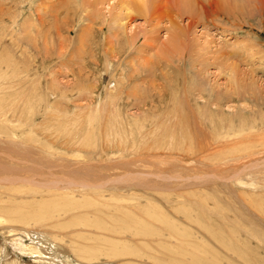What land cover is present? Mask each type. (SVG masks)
<instances>
[{"label": "rangeland", "instance_id": "374dc122", "mask_svg": "<svg viewBox=\"0 0 264 264\" xmlns=\"http://www.w3.org/2000/svg\"><path fill=\"white\" fill-rule=\"evenodd\" d=\"M52 1L51 4L49 3L50 0H0V85L2 87L6 85L0 91V117L9 116L10 113L12 114L19 108L20 111L17 115L20 113L25 126L22 128L19 125L15 127L18 128L16 131H19V133L25 131L23 139L28 144H35L32 141L34 136L27 134L29 131L28 124L35 121H44L39 127L41 131L39 133L41 134H37V138L46 141L54 137V140H52L57 141V145L64 144L63 142L70 138L73 139L74 143L77 142L75 144L84 141V146L80 148L85 150L83 151L85 159L73 156L75 152L73 153L71 150L70 156L56 153L54 159L46 158L44 160L37 155V161L31 159L35 155L33 151L32 153L27 152L22 150V147H20V151L15 147L18 151L17 155H20V157L15 155L11 158L9 155L1 153L0 166L8 174L0 172V179L5 182L1 183H4V185H0V202H2L0 203V264H264V177L259 184L262 187L255 190L250 186L246 189L241 184L247 190L246 192L238 187L239 183H235L237 186L235 192V188L231 183L234 171L231 169L232 160L225 151L227 147L220 149L222 155H215L214 159H202V156L194 158L190 154V157L183 156L190 160H181L179 158L180 154L191 150L196 152L200 149L202 143L197 144L192 140V144H189L178 139L172 144L168 139L170 133H174L177 138L182 134L190 136L191 134L187 133V129L192 124V118L202 117L204 112L206 115H210L207 109L196 111L194 108L190 114V107H187V103L183 102V94L190 93V90L195 94H199L197 90L193 89L194 87L204 85L209 90L208 87L210 86H218L219 88H215L217 90L216 94L223 100L222 106L224 107L222 110L227 109L226 112L230 116L244 114L249 118L248 120H253L254 112L260 118L264 115V57L262 56L264 55V27L257 23L260 18L255 19L252 16L250 24L245 23L240 16H237L238 19L234 20L237 17L231 13L228 14L231 18L227 14H220V17L215 16L207 20L206 18L209 16L202 9L208 7V10H210V6L205 4L203 8L201 6L197 7L198 12L196 11L193 14L198 16L199 21L202 18L200 22L204 21V23L197 22L192 30L187 29V15L183 16L182 19H176L180 21V26L185 29L184 36L181 38L184 61L183 64H179L180 69L175 66V75L171 73V76L176 77L175 82L180 85V90L185 88L184 91L181 90L178 101L166 98V88H163L155 91L154 97L159 99L152 98L149 93L145 105L140 107L135 106L140 99L130 98L131 100H128L126 95L120 96L118 93L119 96L112 104L113 106L105 104L102 106L103 109H97V105L105 98L104 87H109V83H114L117 79V82L122 81V79L120 81V75L122 74L120 68L114 64V70L117 68L118 72L117 75L116 73L111 75V71L104 64L103 54L99 59V66L93 62L86 64L84 60L82 64L84 67L81 69L91 71V76H87V73L83 71V75L86 76L84 82L89 78V81L96 85L95 91L92 94L91 92H73L71 88L74 86L75 79L72 73H68L64 77H60L62 84L69 86L67 90L69 94L65 97L62 91L54 88L55 84L52 81V74L55 69L65 70V66L56 67L59 63L57 64V61L52 58V54L55 55L54 51L47 54L45 39L39 38V32L37 33L35 46L21 39L28 28V24L35 22V17L31 16L32 14L37 15L41 10V15L43 14L45 18L46 13L49 12V6L56 5L60 7L63 4L60 7L62 8L61 11L60 8L55 6L54 14L49 15L51 19L49 18L45 22L47 24H44L43 29L44 32L52 27L50 31H45L46 35L50 33L49 36L57 37L59 35L56 30L57 24L59 23L58 28L63 29L64 24L69 22H63L62 14H60L62 10L66 11V8L72 6V3L81 5L85 2L87 6L86 0H61L62 2L59 4H55L57 0ZM115 2L116 0H111L109 3L99 6L98 8H101V10H97V8L95 12L98 13V16L104 18L108 15L106 17L108 18L110 17L109 7ZM216 8L214 7L213 10ZM249 10L250 8L246 6V13H250ZM68 14L69 16L73 15L72 11ZM85 16V12L80 13L75 22V28L78 31ZM144 18L136 17L133 22L129 23L128 28L133 31L137 29V26L145 31L149 30V27L146 29L148 24L145 23ZM244 23L247 25L245 26ZM168 26L169 23L166 16H164L158 25V37L161 41H165L169 36L166 30ZM94 27L96 28L97 25ZM107 29L108 27L105 25V34L108 32ZM77 30L72 32L71 38L73 40L76 38ZM128 33L131 34L130 30H128ZM11 39L19 42L23 40V46H27L28 51L30 50L29 53L26 52V55H32L33 57H29L32 59L24 58L27 57L26 55L22 58L17 57L19 60L16 56L14 59L10 58V47L8 50L5 44L3 46L1 44L5 41L11 46ZM206 40L210 41V48L214 46L213 48L219 51V54L225 57L229 56V63L238 64L240 72L253 71L250 74L253 80L250 82L251 87H246L245 99L236 98L238 91L228 87L227 82L231 73L226 71V66L217 68L214 65L210 67V70L208 69L207 74H205V78L209 75V80L201 77L203 75H198L195 79V86L191 88L194 79H190V72L194 77L197 72L190 69L189 61L193 60L194 64H191V66L196 67L195 69L199 68L198 63H195L202 47L199 44ZM141 41L143 40L141 39ZM161 41L158 43L159 46H161ZM94 45L93 43L92 46ZM247 45L249 50H245ZM160 49H157L158 53ZM172 49L177 51L178 48ZM173 50L170 49V51ZM250 50H252L253 55L252 53L249 54ZM255 50L256 52L261 50V57L256 55ZM209 56L212 59L214 57L213 54H209ZM192 57L194 58L192 59ZM262 57L263 59L260 60ZM257 59H259V63ZM25 64L32 66L29 67L31 69L29 74L38 72V75L32 77L31 81L36 82L37 85L38 81L40 82L39 94L37 97L31 96L32 102L22 101L25 98L20 97L21 94L24 96L32 95L28 91V87L25 88L24 83H22L23 85L17 84L19 81L17 78L19 77L22 80L24 74L21 73L15 78L13 77ZM122 65L124 67V64ZM78 69L77 66L73 71L79 72L80 69ZM46 77L47 79H45ZM157 77L158 80L161 78ZM202 79H205V81ZM4 82L7 83L4 84ZM12 82L13 84H11ZM48 85L53 89H48ZM29 87L33 86L30 85ZM131 87V85L127 86V88ZM23 88L26 90L24 93H22ZM30 88L29 90H31ZM180 90L175 88L176 93ZM54 92L55 95H52L51 93ZM80 95L81 97H79ZM205 96L208 95L205 94ZM48 97L51 99L49 104L54 109L52 113L54 116L51 113H45L46 118L43 119V113L47 105L45 101ZM198 102L201 103L200 100ZM116 103L119 107L117 110L114 109ZM69 107L70 109H68ZM11 110L12 112H10ZM170 110L177 113H189V121L183 119L184 121H180V124L174 130L169 125L166 126V112H170ZM77 118L79 119L77 120ZM262 121L264 122V118ZM181 124L182 126H180ZM216 124L219 125L217 122ZM12 128L14 126L11 127V124L7 126L0 124V148L8 145L1 142L12 139L8 137L13 130ZM181 128H183V131H181ZM114 131L118 133V136L108 139L107 142L108 136H112L115 133ZM221 133L219 126L212 132L210 131L213 137L214 135L219 136ZM171 150L172 152H170ZM243 153V149L240 148L239 154L242 155ZM21 157H24L25 160L23 161ZM262 158L256 162L264 167V157ZM47 161L52 162L47 163ZM259 167H256V170ZM245 168L238 169L239 171L235 175L240 174ZM77 169L80 171H74ZM78 174L81 179L88 175L96 179L98 184L101 183V185L93 187V190H84V193L72 194V189H77L79 186L70 188L63 185L72 178L80 180ZM257 175L255 176L256 179L259 177ZM262 176H264V171ZM5 177L10 180V184L5 180L7 179ZM12 179L19 180H15V184ZM243 180L246 179L243 178ZM53 184H56L57 187L52 188ZM66 188L69 189L66 190ZM29 189L42 192L44 196L36 194L32 197ZM50 196L55 197L57 207H54L55 210L50 211L54 217L51 218L48 215V219L45 220L42 214L46 206H43L51 199ZM245 200L249 203L251 210L246 207ZM235 205L238 209V228L240 230L245 229L248 233L246 236L240 234L235 237L231 234L235 233L231 223ZM6 208L9 210H5ZM19 208L23 210L24 214H29L36 217V219L18 222V219L14 218L11 213L17 216L20 213ZM35 210L40 214H35ZM7 211L10 212L7 214ZM14 211L15 213H13ZM166 227H170V230ZM129 229L133 231L141 230L144 234L148 233L149 237L141 236L139 238L128 233H126V236L118 234V232ZM234 249L239 250L241 253H249L246 256L247 260L236 257L237 254L233 252Z\"/></svg>", "mask_w": 264, "mask_h": 264}, {"label": "bare ground", "instance_id": "6f19581e", "mask_svg": "<svg viewBox=\"0 0 264 264\" xmlns=\"http://www.w3.org/2000/svg\"><path fill=\"white\" fill-rule=\"evenodd\" d=\"M109 1H111V0H109ZM109 1L86 0L87 6H86L85 2H84V4H81V5L76 4V3H72V6L66 8V11H63L64 10L63 9L62 12L60 13V14H62L61 17L63 18V22L69 21V22L64 24L65 27L67 26V28L64 27L66 30L64 28H63L64 30L61 29L60 27L58 28L59 23L58 24L56 23L57 24L56 30H57V32H59V35L57 37H52V36H49L50 35L49 32H48L49 34L46 35L45 31H47L48 29L45 30L44 32H43V29H44L45 22L50 18L49 15L54 14L56 7L60 8L63 5L62 4L60 7L56 6L55 4H59L60 2H62L61 0H59V1L57 0L56 3L54 4L56 7L55 6H53V7L49 6V12L46 13L45 18L43 17V14L41 15V10H40L39 14H37V15L32 14L31 15V16L35 17V19H34L35 22L28 24V26H27L28 28L25 30V34L23 35V38H21V39L26 40L30 45L35 46V41L37 39V33L39 32V34H38L39 38L45 39L47 54L54 51L55 55L52 54V56H53L52 58L55 61H57V64L59 63V65H56V67L60 66V65H64L65 70H60L58 68H56L55 71L53 70L54 73L52 74V81H53V84H55V86H56V87L54 86V88H57L58 91H62V93L65 95V97H66V95L69 94L67 91L69 86L67 84L63 85L61 82L62 80H60V77H64V75L65 74L67 75L68 73L69 74L72 73V75L75 79L74 86H73V88H71V90L73 92H75V91L78 93H83V92H89L90 93L91 92V94H92L93 91H95L96 85L91 83L92 81L90 82L89 78H87V81L84 82V78H86V76L83 75V71H85L87 73V76L91 74L90 73L91 71L89 72L88 69H87V71L81 69L84 67V65H82L84 60H85L84 62L86 64H89L90 62H93L94 64H98V62H100L99 59L101 58V54H103L104 59H105L104 64H106V68L111 71V75H113V73L114 74L116 73V75H117L118 70H117V68H116V70H114L115 65L118 68H120L119 70L122 71V74L120 75V77H121L120 81H121V79H122V81L117 82L118 81V79H117V81H115L114 83H109L110 84L109 87H104L105 88V98L97 105V109H103L102 106L105 104H111L112 105L113 103H115L117 97L119 96L118 93L120 94V96L126 95L128 100L130 98L131 99L133 98L135 100L140 99L139 103L135 104L136 107L137 106L140 107L142 105H145L146 97L149 93L151 94V97L153 98L155 96V91L161 90L163 88H166V98H168V99L172 98L173 100L178 101V99L181 95V90H183L185 88L180 90V85L177 82H175L176 77L171 76V75L176 74L175 66H177L178 69H180L179 64H183V61H184V54H183L184 52L182 51L183 46L181 44V38L184 36L185 29H183L180 26V23H179L180 21H177L176 19H182L183 16L187 15L188 16L187 29L192 30L193 27L195 26V24L202 20V18H201V20L199 21L198 16L193 14V13H196V11H197L196 8L197 7L199 8V6H201L202 8H203V5H205V4L210 6V8H211L210 10H208V7H207V9H202V10H204V12H207L206 15L209 16L206 18L207 20L212 19L215 16L220 17V14L221 15H223V14L228 15V14L233 13L234 15H236L235 17L240 16V18L243 19L245 21V23L246 22L250 23V21L252 20V18H251L252 16H254L253 18H255V19L260 18V21L257 23L258 24L260 23L259 25L264 27V0H116V2L112 5H110V7H109V10H108L109 15H110V17H108L109 19L106 18L108 15H106L105 18L98 16L97 15L98 13L95 12L96 9L99 6L104 5L105 3H109ZM51 2L53 3L52 0H50L49 3H51ZM246 6L250 8V10H249V11H251L250 13H246V11H245ZM80 7H82V8L80 9ZM214 7H217V8L213 10ZM61 9L62 8H60V11H61ZM97 10H101V8H98ZM70 11H72V13H73L72 16H69V14H68V12H70ZM83 12L86 13V16H85V19L82 20L81 26L79 27V31H78L75 28V25H76L75 22L77 21L79 14L83 13ZM209 12H211V13L208 14ZM57 16H58V14H57ZM138 16L145 17L144 18L145 23L148 24V25H146V29H147V27H149V30L145 31L144 29H141L137 26H136L137 29H134L133 31H131V29L128 28V26L130 25L129 23L133 22L134 19ZM164 16H166V20L169 23V26L166 27V30L168 31L167 33H169V36L167 37V39L165 41H161V39L158 37V32H159L158 31L159 30L158 25L160 24L161 18H163ZM228 16L230 17V15H228ZM236 19H238V17L235 18L234 20H236ZM99 20H100V22H98ZM220 21H222V20H220ZM228 21H229V19H228ZM70 22H72V24L69 25ZM254 22H256V21H254ZM200 23H204V21L200 22ZM245 23H244V25H245ZM96 25H97V27L95 28L94 26H96ZM105 25H107V27H108L107 34H105V32H104ZM59 26H61V25H59ZM47 28H49V27H47ZM40 29H42V30H40ZM49 29L51 30L52 27H50ZM50 30H48V31H50ZM73 30H77V35L75 34L76 38L74 40L71 38ZM128 30H130V32H131L130 35L128 33ZM63 31H65V32H63ZM141 39L143 41H141ZM140 41H141V43L139 44ZM160 41H161V46H159L160 44H158ZM72 42H74L73 45H72ZM93 43L95 44L94 46H92ZM4 44L6 45L7 49L10 47L9 56H10V58H13V59L15 58V56H16V58L17 57L22 58L27 54L26 52L29 53V51H30V50L28 51L27 46H23V40H21L19 42L17 40L12 41V39H11V46L8 43H6L5 41L1 45L3 46ZM90 45H91V49H90ZM199 45H201L202 47H201V51L199 49V51H200L199 56L197 58V62H195V63H198L197 66L199 68L195 69L196 67L194 68L193 66H191V64H194V61L193 60L189 61L190 62L189 65L191 67L190 69H192V70L194 69L198 73V74L195 73V77H194V76H192V73L190 72V74H191L190 79L191 80L194 79V82H192V81H191L192 83L190 82L191 86H192L191 88H193L195 86V82H196L195 79H197L196 77L198 75H203V76H201L203 78L206 77L205 74H207V71L210 67H212L214 65H216L217 68L226 66V71H228V72L230 71V73H231V75H229L230 77H229V80L227 82L229 84L228 87H231L233 90L236 89L238 91V95L236 94V96H235L236 98L241 97V98L245 99V94H246L245 92L247 91L246 87H249V86L251 87L250 82L253 80V77L250 76V74H252L253 71H250V70H248L246 72L241 71V72H243V73H241L239 70L238 64H236L234 62L229 63V61H230L228 58L229 56L226 55L227 57H225L222 54H219L220 52L215 50V48H213L214 46L212 47L214 50L213 51L212 48H210L211 46H209L210 41H208V40H206L204 42H200ZM159 47L162 49H160ZM246 47L247 48H245V50L248 49V45ZM172 48H175V49L178 48V49H177V51H175ZM157 49L158 50L160 49L159 53H158ZM170 49L173 51H170ZM231 49H233V48H231ZM258 51L259 52H256V50H255L256 55L260 56L261 50H258ZM152 52H153V54L151 55ZM263 52H264V49H263ZM251 53L253 55L252 50H250L249 54L251 55ZM209 54L214 55L213 59L210 56L208 57ZM215 54H217V56H215ZM247 54H248V51H247ZM218 55H220L221 57H219ZM250 55H249V58H250ZM262 56L264 57V55H262ZM29 57H33V56L32 55L29 56V54H28V56L24 57V58L28 59ZM263 57L260 58V60L263 59ZM193 58L194 57H192V59ZM220 58H222L223 60L221 61ZM255 58H257V57H255ZM31 59L29 58L28 60H31ZM189 59H190V57H189ZM253 60H255V59H253ZM257 60L259 63V59H257ZM42 63H43V61H42ZM16 64L20 66L19 63L16 62ZM122 64H124V67ZM22 66H23L22 69L16 75H13V77L15 78L16 76H18L21 73L24 74V78L22 80L19 77L17 78V80H19L17 82V84L23 85L22 83H24L25 88L28 87V91L32 95L29 94L27 96L26 95L24 96L21 94L20 97L25 98L22 101L27 100V102L28 101L32 102L31 96L37 97V95L39 94L40 82L38 81V85H37V83L31 81V79H32V77H36L38 75L37 74L38 72H35L34 74H32V73L29 74L30 70H31V69H29V67L31 65L25 64ZM77 66L79 67L80 71L79 72L73 71L74 68ZM97 66H99V64ZM36 71H37V68H36ZM123 71H125V72H123ZM6 76H8V75L6 74ZM157 76H159L161 78H159V80H158ZM178 76H180V75H178ZM208 77H209V75L205 79L209 80ZM45 79H47V77ZM205 79H202V80L205 81ZM2 81H4V80H2ZM248 81H249V83H248ZM6 83L7 82H4V84H6ZM25 83L27 84V86ZM11 84H13V82ZM50 84H51V82H50ZM30 85H32L33 87L30 88L29 87ZM129 85H131L132 87L127 88V86H129ZM5 86H3V87H5ZM24 86H22V87H24ZM49 86L50 85H48V87ZM183 86H185V85H183ZM3 87H2V85H0V91H2L4 89ZM215 87H218V86H215ZM215 87L210 86V87H208L209 90H207L205 88V86L203 85V86L193 88L194 90H197L199 94H195L191 90H190V93L187 92L186 94H183L184 95L182 98V99H184L183 102H186L188 105L187 107H190V114L192 113L193 108H194L196 111H199V109H202V110L207 109V111L210 113V115L209 114L206 115L204 112V116L203 115H202V117L199 116L196 119L192 118V124L187 129V133L191 134L190 136L182 134L180 137L177 138L174 133H170L168 139L170 140V143H172V144L175 142V140H178V139H180L181 142H188L189 144H192V140H193V142H196L197 144H199V142L202 143L200 149L197 150L196 152L191 150L189 152H184L180 155L178 154L179 158H181V160H186V159L190 160L189 158L183 157V156H189L190 157V154L193 155L194 158L202 156V159H210V158L214 159L215 155L216 156L222 155V154H220L222 152V150H220V149L227 147L228 149L226 148L225 151L227 154H229L230 159L232 160L231 161L232 162L231 169L234 171V173H233L234 175L232 177L231 183L233 184V187L235 188V192L237 191L236 190L237 186L235 185V183H239L240 185H238V187H241L243 190H245V192L247 191L246 189L249 188V186L253 187V189L255 190L259 187H262L259 184H260V182L263 181L262 178L264 177V176H262L263 171H264V167L262 166V164L260 165V164H258V162H256V161L263 159L262 157H264V122L262 121V119L264 118V115L261 116V113H262V111H261V113H260L261 118H260V117H257V115L254 112L253 116H252L253 120H251V119L248 120L249 118L245 115L247 118L246 119L243 113H242L243 115H235V116L228 115L226 112L227 109H225V111L222 110V108L224 107V106H222L223 100L220 99L219 96L216 94L217 90ZM9 88H7V89H9ZM29 88L31 90H29ZM63 88H65V89H63ZM175 88H177L180 91H178L176 93ZM48 89L52 90L53 87H51V88L49 87ZM13 91H14V89H13ZM19 91H18V94H19ZM25 91L26 90L23 88L22 93H24ZM227 91H229V90H227ZM15 92H17V91H15ZM51 94L55 95V92L51 93ZM205 94L208 96H205ZM229 95H231V94H229ZM156 96L158 97V95H156ZM79 97H81V95ZM213 97H214V99H212ZM82 98H81V100H82ZM93 99H94V96H93ZM157 99H159V98H157ZM233 99H231V100H233ZM199 100L201 101L202 104L198 102ZM50 101H51L50 97H48L45 101V103H47V105H46V110H44L45 112L43 113L44 114L43 119L46 118L45 113H51V115L54 116V114H52L54 109L52 108V105L49 104ZM159 101H161V100H159ZM20 102H18V103L20 104ZM170 102H171V100H170ZM134 103H136V102L134 101ZM28 104L30 105V103H28ZM61 104L63 105V102ZM180 105H182V104H180ZM19 107H20V105H19ZM117 108H119V107L116 103V108H114V109L117 110ZM68 109H70V107ZM213 109H214V111H213ZM16 110L17 111H14V112H12V110H11L10 112H12V114L10 113L9 116L3 114L4 116L0 117V124L2 123V125L4 124L6 126L8 124H11V127L14 126V128H12L13 130L10 132V134L8 136L9 138H12L13 140L11 139L9 141L1 142L2 144L4 143V144H6V145L8 144V145H7V147L0 148V155H1V153H3V154L5 153V154L9 155L11 158L15 157V155H17V153H18V151L15 149V147L18 148L19 151L21 149L20 147H22V150H26L27 152L32 153V151H33L35 155H34V157L32 156L31 159H33V160L36 159V161L38 160L37 155L39 157L43 158L44 160L46 158L54 159L56 153L64 154V156L65 155L70 156V150L73 151V153L75 152V154H73V156L79 157V158L83 157L85 159V157H84L85 155L83 152L85 150H82L80 148L81 146L82 147L84 146V143H83L84 141L79 142L78 144H75L77 142L74 143L73 139L70 138L69 140L64 141L63 142L64 144H58L57 145V143H56L57 141H53L54 140L53 136H52L53 140L47 139L46 141H43L39 137L37 138V134H41V133H39V131H40L39 127L44 121L43 122L35 121V122H31L30 124H28L29 131L27 132V134L34 136V139L32 141L35 142V144H28V142H26L23 139L25 131H21L20 133H19V131H16L18 129V128H16L18 125L21 128L23 126H25L24 121L21 119L20 113L17 115V113L20 111V109L18 108ZM85 113H86V110H85ZM144 113H145V111H144ZM190 114L186 113V112L177 113L176 111L170 110V112H166V126L169 125L170 128H172L174 130V128H177L178 124H180V121H184V120L189 121ZM76 115H78V114H76ZM0 116H1V114H0ZM79 118H77V120ZM108 119H110V118H108ZM134 120H135V118H134ZM247 120H248V122H247ZM112 121H113V119H112ZM216 122L219 123V125H217ZM255 122H257V123H255ZM180 126H182V124ZM218 126H219V129L222 131V133L219 136L214 135V137H213L210 134V131L212 132ZM8 130H11V129H8ZM48 130H50V129H48ZM111 131H109V132L111 133ZM181 131H183V128H181ZM114 132H113L114 134L112 136H108V138L106 137L107 142H108V139H111V138L113 139V138H116L118 136L117 135L118 133L116 131H114ZM103 133H101V134H103ZM106 134H107V132H106ZM104 135L102 136L103 138H104ZM145 139H146V137H145ZM122 146H123V144H122ZM68 147H70V149H68ZM176 147H177V145H176ZM240 148H242L244 151V153L242 155L239 154ZM167 150H168V148H167ZM194 150H196V149H194ZM211 151H213V152H211ZM170 152H172V150ZM20 154H22V153H20ZM24 155H22V156H24ZM31 155H33V154H31ZM181 155H182V157H180ZM168 156H169V154H168ZM17 157H20V155H17ZM7 158H9V157H7ZM18 159H16V160H18ZM21 159L23 161L25 160L24 157H21ZM21 159H20V161H22ZM31 159L29 158L30 161H32ZM50 159H48V160H50ZM29 160H27V161H29ZM51 162L47 161V163H51ZM256 167H259V169L256 170ZM241 168H245L246 170L244 169L243 171H241L240 174L238 173V175L236 176L235 173L238 172L239 171L238 169H241ZM5 171L6 170L0 166V172H5ZM74 171H78V169L74 170ZM4 174H8V173L5 172ZM256 175L259 176L257 178L258 181L255 178ZM78 176H79L80 180L74 179V178L69 176L70 178H72V180H68V182H66L63 185V186H69L70 188H77V186H79V188H77V189H72V194L84 193V190H93V187H95L97 185H101V183L98 184V181L96 179H93L88 175L84 176V179H81V176L79 174H78ZM5 178H7V177H5ZM243 178H245L246 180H243ZM5 180L9 182L8 184H10V180L8 178ZM12 180H13V183L16 184L15 180H19V179H12ZM2 182H4V180L0 179V185H4L5 182L3 184H1ZM241 184H243L246 189L244 187H242ZM5 185H7V184H5ZM56 187H57V185L53 184L52 188H56ZM68 189L69 188H66V190H68ZM29 190H31L30 196H32V197L36 194H41L42 196H44L42 192L32 191V189H29ZM50 197H51V199L49 201H47L46 203H44L46 205L43 206V207L46 206L45 211L42 214L43 215L42 217H44L45 220L48 219V217H47L48 215L51 218L54 217V215L52 213H50V211L55 210L54 207H57V201L55 200V197H52V196H50ZM250 198L252 199V196ZM246 199H247V197H246ZM260 199L263 200L262 197H260ZM0 203H2V202H0ZM245 203H246V207L249 208V203L246 200H245ZM6 204H8V203H6ZM250 204H252V203H250ZM0 206H1V204H0ZM251 207H252V205H251ZM15 209H17V208H15ZM5 210H9V209L6 208ZM36 211L37 210H35V212ZM9 212L7 211V214ZM13 213H15V211ZM35 214L39 215L40 212H36ZM11 215L14 218L18 219V222L19 221L24 222V220H27V219L28 220H31V219L34 220V218L36 219V217H33L29 214H24L22 209H20V213L17 216L13 215L12 213H11ZM45 217H47V218H45ZM232 217H233V221L231 223L233 225V228H234V231L236 234L235 233H231V234H233V236H235V237L239 236L240 234L245 235V236L248 235V233L245 229L240 230L238 228V209L236 208V205H235V208L232 212ZM9 219L11 220V218H9ZM167 229L170 230V227ZM126 233H128L131 236L139 237V238H141V236H144L147 238L149 237L148 233L144 234L141 230L140 231H133V230L129 229V230H125L122 232H118V234L122 235V236H126ZM116 236H118V235H116ZM239 245H241V244H239ZM115 248H116V246H115ZM240 248H242V247H240ZM244 250H245V248H244ZM246 250L249 251L248 249H246ZM233 252L235 254H237L236 257H238L239 259L247 260L246 256L249 253L248 254L241 253L237 249H234ZM132 255H133V253H132ZM134 256H135V254H134ZM241 257H243V258H241ZM234 264H237V263H234Z\"/></svg>", "mask_w": 264, "mask_h": 264}]
</instances>
